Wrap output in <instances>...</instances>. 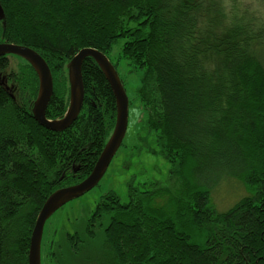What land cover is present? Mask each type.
Masks as SVG:
<instances>
[{"label":"trees","instance_id":"obj_1","mask_svg":"<svg viewBox=\"0 0 264 264\" xmlns=\"http://www.w3.org/2000/svg\"><path fill=\"white\" fill-rule=\"evenodd\" d=\"M0 6V42L28 46L49 66L48 119L67 108L66 65L79 49L95 48L111 62L109 51L123 38L120 58L141 72L136 95L170 164V182L130 183L125 202L112 190L100 197L86 223L90 237L98 227L104 231L95 264H264V0H0ZM7 55L19 62L10 91L0 84V264H27L41 205L89 174L113 129L115 100L100 67L86 58L78 116L61 131L49 130L31 112L36 73ZM111 63L118 72V62ZM7 64L0 61V69ZM235 183L245 194L218 210L214 189ZM66 238L78 253L77 234Z\"/></svg>","mask_w":264,"mask_h":264},{"label":"rangeland","instance_id":"obj_2","mask_svg":"<svg viewBox=\"0 0 264 264\" xmlns=\"http://www.w3.org/2000/svg\"><path fill=\"white\" fill-rule=\"evenodd\" d=\"M123 38H118L109 51L111 62H118V74L124 83L130 100L128 123L122 145L118 148L99 182L82 195L68 201L45 221L41 238V264H45L47 253L52 264H95L102 253L103 228H96L93 237L86 233V223L95 204L109 190L114 191L121 202L127 200L128 184L155 181L168 184L170 164L159 152L154 132L147 129L145 111L136 95L141 72L131 70L127 60L120 58ZM14 61V62H13ZM19 60H12L9 69H15ZM245 194L239 183L214 189L212 197L218 210L228 208ZM107 216L103 220V226ZM76 233L80 239L78 253L70 250L67 234Z\"/></svg>","mask_w":264,"mask_h":264},{"label":"water","instance_id":"obj_3","mask_svg":"<svg viewBox=\"0 0 264 264\" xmlns=\"http://www.w3.org/2000/svg\"><path fill=\"white\" fill-rule=\"evenodd\" d=\"M2 9L0 6V18ZM16 55L30 64L38 78L37 95L32 102L33 118L49 130L61 131L67 128L78 116L84 95L81 68L86 58L93 59L103 72L115 100L114 126L100 151L91 171L81 181L59 187L44 200L35 219L28 244L27 264H41V238L46 219L68 201L82 195L94 187L104 175L109 163L120 147L128 123V96L108 57L92 47L79 49L67 62L68 104L64 114L48 119L45 110L53 93L51 71L44 58L34 49L11 42H0V56Z\"/></svg>","mask_w":264,"mask_h":264},{"label":"flooded vegetation","instance_id":"obj_4","mask_svg":"<svg viewBox=\"0 0 264 264\" xmlns=\"http://www.w3.org/2000/svg\"><path fill=\"white\" fill-rule=\"evenodd\" d=\"M8 56L9 55L0 56V61H3L4 59L8 60V64L5 67V69H3V70L0 69V84H4L7 92L10 91L11 86H12V82H11V78H10V75H12V74H11V69L8 68L10 65V60L8 59ZM0 68H1V66H0Z\"/></svg>","mask_w":264,"mask_h":264}]
</instances>
